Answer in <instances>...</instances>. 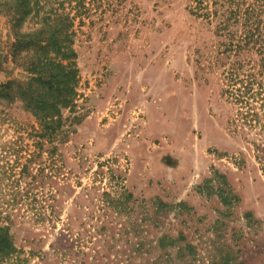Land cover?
I'll return each instance as SVG.
<instances>
[{"label": "rangeland", "instance_id": "rangeland-1", "mask_svg": "<svg viewBox=\"0 0 264 264\" xmlns=\"http://www.w3.org/2000/svg\"><path fill=\"white\" fill-rule=\"evenodd\" d=\"M29 2L21 31L63 27L78 70L60 133L16 91L33 75V51L15 55L12 14L0 11V82L14 81L0 99V213L15 243L0 264H152L154 252L122 254L134 248L127 237L136 241L124 226L142 217L145 249L163 234L185 238L161 249L169 263L182 264L178 244L191 243L195 263L264 264V173L253 145L228 128L207 61L219 38L190 0ZM125 188L126 207L103 202ZM99 250L119 263H102Z\"/></svg>", "mask_w": 264, "mask_h": 264}, {"label": "trees", "instance_id": "trees-1", "mask_svg": "<svg viewBox=\"0 0 264 264\" xmlns=\"http://www.w3.org/2000/svg\"><path fill=\"white\" fill-rule=\"evenodd\" d=\"M12 2H15L14 5H9ZM3 6H7L6 9ZM0 7V11L12 14V30L16 37L13 43L15 55L19 56L22 50L33 51V58L27 65L28 71L33 75L26 85H21L16 91L40 119L46 121L47 117L52 118L61 133V108L69 106L74 100V81L78 70L72 60L73 51L65 49L68 46L65 41L69 34L67 30L64 32L63 27L55 26L22 32L21 25L32 10L29 0H1ZM188 10L191 15L211 26L209 29L219 38L216 54L207 61L209 69L218 73L220 94L229 108L228 128L253 145L264 173V0H190ZM52 52L60 54V57H53ZM13 89V80L0 82V99L10 97ZM104 194L110 193L106 191ZM132 198L134 199L133 193L125 188L124 192L111 196V199L103 198V202L112 203L119 208L126 207V203ZM162 203L166 205L161 199L154 200L153 205ZM182 204L184 203H178ZM141 207L146 210L151 208L146 199L142 200ZM147 220V217H142L132 225L124 226L123 238L124 235L132 234V230L135 231L133 236L136 238L133 242L131 237H127V242L134 248H129L127 253L122 251V254H126L125 260L130 261L136 256L154 252L152 264H172L169 263L170 253L161 249L176 245L179 240L185 238L183 235L174 238L163 234L154 241L157 245L145 249V245L150 244L149 238L147 235H140L139 229ZM67 225L64 231L71 234L72 223L68 222ZM104 225L101 228H107ZM83 228L87 229L86 226ZM87 230V242L92 243L95 235L90 229ZM101 232L97 233L102 234ZM110 235L114 238V234ZM80 239L85 240V237L81 236ZM13 250L15 243L10 234V224L4 223L0 213V251L8 253ZM108 250L110 251L109 247ZM98 253L105 259L102 263L120 261L110 260L106 252L99 250ZM196 254V248L191 243L178 244V256L183 261L182 264H204L195 263ZM90 257V263H101V260L98 261L99 256ZM147 259L146 257L145 262ZM123 261L122 259L121 262ZM131 263L136 264L132 261Z\"/></svg>", "mask_w": 264, "mask_h": 264}]
</instances>
